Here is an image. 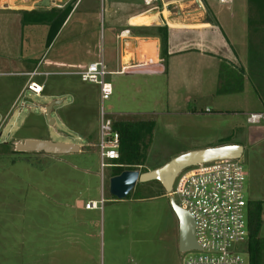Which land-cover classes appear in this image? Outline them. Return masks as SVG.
Returning a JSON list of instances; mask_svg holds the SVG:
<instances>
[{
  "label": "rangeland",
  "instance_id": "obj_1",
  "mask_svg": "<svg viewBox=\"0 0 264 264\" xmlns=\"http://www.w3.org/2000/svg\"><path fill=\"white\" fill-rule=\"evenodd\" d=\"M12 2L14 6L31 7L26 0ZM103 4L104 0H96L97 18L88 17L86 25L81 23L78 14L74 15L48 49L45 46L47 25L25 27L22 56L50 58L61 52L63 46L66 48L85 36L90 44L89 52L95 53L90 54L92 60L99 61L104 55L106 70L114 68L115 47L103 24ZM8 5L5 2L3 6ZM0 13L3 29L11 15ZM21 78L13 73L0 75L2 108L14 101L6 118L0 110V264H31L34 231L58 238L65 235L68 241L73 234L95 235L98 264H107L109 239L113 250L119 252V256L111 258L115 264H173L175 257L181 259L184 254L175 251L172 237L176 214L169 194L157 180L137 182L124 199H117L109 192L111 167L101 172L99 166L96 85L81 81L79 76L50 73L37 81L41 86L40 90L36 89L38 92L29 90L28 81L24 92L17 96L20 85L16 81ZM106 78L113 86V93L104 102V108L112 119L129 117L153 123L145 138L143 160L135 166L140 173L162 166L189 148L213 141L245 142V150L238 159L246 177L244 197L247 202L263 201L259 237L264 241V138L250 139L253 132L247 122L250 113L232 112L231 106L237 104L234 100L222 115L170 113L166 110L163 78L129 74ZM60 99L62 102L50 111L54 119L50 122L45 116V107ZM190 99L186 102L191 107ZM211 104L205 101L196 106L203 110ZM261 118L264 121V116ZM29 138L75 143L80 151L52 155L15 150L17 143ZM101 198L104 199L101 209L85 208L88 201ZM246 241L239 244V252L245 259ZM64 245L68 244L64 242ZM72 253L68 248L65 255L68 263L72 262Z\"/></svg>",
  "mask_w": 264,
  "mask_h": 264
},
{
  "label": "crops",
  "instance_id": "obj_2",
  "mask_svg": "<svg viewBox=\"0 0 264 264\" xmlns=\"http://www.w3.org/2000/svg\"><path fill=\"white\" fill-rule=\"evenodd\" d=\"M12 1L0 0V4L9 3L8 6L1 5L0 11L11 15L5 28H0V75L13 73L22 77L16 81L20 85L17 96L26 89V82L38 85L37 81L44 74L78 76L77 73L88 64L98 61L92 60L94 52H89L90 44L85 36L66 47L68 55L63 46L61 52L54 53L50 58L22 56L23 29L39 24H22L21 11L62 9L68 4L72 5L64 23L47 46L48 49L74 15L78 14L81 23L85 25L89 22L88 17L97 18V8H94L96 0H50L48 7H36L34 3L38 0H26L31 5L29 8L14 6ZM199 3L195 0H104L103 24L110 40L114 42L116 57L115 67L107 70L110 73L108 75L163 78L167 95L166 110L170 113L198 116L213 112L211 115H222L227 111L225 107H229L234 100L237 104L231 106L232 112L250 113V121H247L253 128L250 139L264 138V121H261L264 116V9L250 10L248 0H228L222 3L219 0H199ZM162 27L167 28L166 65L160 57V38L155 31V28ZM121 32L122 35L118 37ZM101 59L105 65L104 55H101ZM109 64H112L111 58ZM222 66L225 67L223 73ZM42 67L47 69L42 71ZM51 68H55L56 72ZM232 72L237 77H230L229 85L240 86L241 89L218 93L220 76L221 82L225 84L226 74ZM236 78L238 82H235ZM40 87L36 89L40 90ZM189 97L191 107L186 102ZM1 101L0 98V110L5 112L6 118L11 113L14 101L5 108H2ZM205 101L212 103L211 106L198 110L197 103ZM244 143L243 140L221 143L213 141L184 150L181 154L225 144L241 145L243 154L246 146ZM39 233H33L31 264H98V241L95 235L89 232L73 234L68 241L65 235L58 238L54 234ZM172 237L175 239V251L180 253L177 216ZM64 242L68 245L65 246ZM108 242L107 264H115L116 261L111 258L119 256V252L113 250L111 239ZM68 248L73 250L71 263L65 258ZM175 259L173 264H182L183 257L180 259L177 256Z\"/></svg>",
  "mask_w": 264,
  "mask_h": 264
},
{
  "label": "built area",
  "instance_id": "obj_3",
  "mask_svg": "<svg viewBox=\"0 0 264 264\" xmlns=\"http://www.w3.org/2000/svg\"><path fill=\"white\" fill-rule=\"evenodd\" d=\"M146 2L149 0H145ZM228 0H219L226 2ZM122 35V32L118 37ZM81 81L98 86V157L101 172L116 165L119 158V134L104 102L113 93L106 76L110 74L103 60L79 71ZM31 82L29 90L36 91ZM260 116V115H259ZM245 173L236 158L198 163L180 170L174 178L170 195L175 204L193 219L198 249L182 252V264H249L239 252V244L248 237L247 201L244 197ZM104 199L91 200L86 209H101Z\"/></svg>",
  "mask_w": 264,
  "mask_h": 264
},
{
  "label": "trees",
  "instance_id": "obj_4",
  "mask_svg": "<svg viewBox=\"0 0 264 264\" xmlns=\"http://www.w3.org/2000/svg\"><path fill=\"white\" fill-rule=\"evenodd\" d=\"M249 9H264V0H248ZM72 5H66L62 9L51 8L49 10H31L22 12V24L27 22L34 24H45L48 26L46 44L49 46L56 36L58 30L70 13ZM160 38V57L166 65L167 59V28H155ZM221 73L225 70L222 66ZM237 77V74L227 73L226 83L218 84V93H228L240 90V86L229 85V79ZM238 79L236 78V81ZM262 85V83L260 84ZM259 86V85H258ZM257 87V86H256ZM258 92L259 89L257 88ZM264 100V97L262 96ZM113 129L119 134V158L111 166V176L118 175L125 170H136L135 166L143 160L146 148L145 138L150 134L153 123L150 120L117 117L112 119ZM262 200L247 202L248 237L246 250L249 264H264V241L259 237L262 224Z\"/></svg>",
  "mask_w": 264,
  "mask_h": 264
},
{
  "label": "water",
  "instance_id": "obj_5",
  "mask_svg": "<svg viewBox=\"0 0 264 264\" xmlns=\"http://www.w3.org/2000/svg\"><path fill=\"white\" fill-rule=\"evenodd\" d=\"M195 1L200 4L199 0ZM34 5L36 7H48L50 5V0H38L35 1ZM60 102H62V99L54 100L45 107V116L50 122L54 120L50 116V111L53 106ZM242 149V146L239 144H225L216 147L191 150L175 156L160 167L143 173L137 170H125L118 175L110 177L109 192L117 199H124L137 182L143 183L157 180L169 194L171 206L179 221V251L186 252L198 249L194 238L193 219L186 211L175 204L173 197L170 195L174 178L183 168L198 163L225 158L239 159L242 155ZM15 150L60 155L78 152L80 151V147L75 143L29 138L21 143H17L15 145Z\"/></svg>",
  "mask_w": 264,
  "mask_h": 264
},
{
  "label": "bare ground",
  "instance_id": "obj_6",
  "mask_svg": "<svg viewBox=\"0 0 264 264\" xmlns=\"http://www.w3.org/2000/svg\"><path fill=\"white\" fill-rule=\"evenodd\" d=\"M38 86V85H37ZM37 88V87H36Z\"/></svg>",
  "mask_w": 264,
  "mask_h": 264
}]
</instances>
